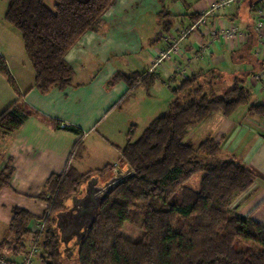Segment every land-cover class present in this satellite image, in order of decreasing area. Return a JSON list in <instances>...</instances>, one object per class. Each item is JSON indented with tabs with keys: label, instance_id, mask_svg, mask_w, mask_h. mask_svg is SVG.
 Wrapping results in <instances>:
<instances>
[{
	"label": "trees",
	"instance_id": "trees-1",
	"mask_svg": "<svg viewBox=\"0 0 264 264\" xmlns=\"http://www.w3.org/2000/svg\"><path fill=\"white\" fill-rule=\"evenodd\" d=\"M120 1L56 0L51 8L45 0H7L5 18L22 33L27 56L35 69V85L42 93L73 84L78 46L94 36ZM164 1L161 0L159 16L163 31L168 32L173 15ZM199 16L195 14L193 21ZM247 33L248 50L242 53V61L250 59L255 41L254 35ZM0 71L19 95V100L0 114V132L13 134L38 113L22 100L16 79L3 58ZM154 72L119 71L111 83L126 81L128 96L140 83L150 88L157 78ZM250 72L233 78L230 88L220 95L215 89L216 80L208 83L209 87L201 81L215 71L188 74L172 88L176 97L169 108L155 117L139 137L131 131L122 155L125 167L131 168L135 175L116 184L101 202L94 222L76 246L77 264H264V223L251 213L241 214L231 208L234 196L246 191L259 174L234 159H199L198 151L212 156L219 152L220 143L212 137L196 146L186 141L192 125L218 111L230 116L240 106L249 104L252 92L246 82ZM249 111L264 114V104H252ZM55 126L83 133L79 127L62 125L59 120ZM81 150L79 141L73 157ZM114 168L106 165L81 172L70 165L63 173L48 178L37 196L49 204L46 215L39 219L46 218V227L42 232L36 230L34 235V239L40 237L37 264H65L54 214L65 209L68 200L80 193L91 174L106 175ZM122 168L119 166L120 171ZM14 170L10 159L0 170V190L10 186ZM199 172H204V176L200 189L196 190L186 181ZM138 208L142 212L143 235L133 240L123 234V228ZM34 217L21 207L12 209L13 238L9 242L16 250L27 247V238L32 234L29 223ZM239 240L245 244L243 249L236 245Z\"/></svg>",
	"mask_w": 264,
	"mask_h": 264
},
{
	"label": "crops",
	"instance_id": "crops-1",
	"mask_svg": "<svg viewBox=\"0 0 264 264\" xmlns=\"http://www.w3.org/2000/svg\"><path fill=\"white\" fill-rule=\"evenodd\" d=\"M142 1L144 3L139 4ZM142 1L121 0L111 14L104 18L94 36L78 46L73 84L66 89L53 87L42 93L36 87L35 69L27 56L21 32L18 34L11 31L6 44L0 46V59L6 60L22 100L38 113L30 116L15 133L0 132L2 165L11 159L15 169L10 186L0 190V254L7 258L22 261L32 246L35 232L43 221L39 219L46 215L49 206L37 196L52 174H61L70 165L80 170L75 165L77 160L83 162L85 157L91 155L94 165L86 172L113 165L115 168L111 171L115 173L120 171L119 166H125L122 148L129 140V128L133 130L136 122L140 121L145 124V129L155 117L165 112H158V105H170L175 98L172 88L179 77H184L179 72L180 66L188 68L191 73L200 70L219 72L226 80L251 71L246 84L255 97L256 103L253 104H264L260 102L264 100V78L257 81L252 76L255 70H264V55L255 54L260 41L255 30L254 9L260 0H235L227 8L207 17L205 24L183 40L181 54L174 60L156 66L155 72L150 69L154 66L156 54L168 48L181 29L191 27L198 20L193 21V16L197 13L201 16L214 0H166L165 4L175 5L174 10L170 6L168 8L173 15L170 17L173 25L168 32L163 31L159 16L163 6L161 0H152L146 4L145 0ZM139 8L144 15L149 11L155 15L157 29L152 37L135 30L140 27L143 32L149 31V23L148 20L144 21L145 18L139 24L133 21L136 18L134 13H138ZM232 23L239 24L245 32L239 44L212 42L211 28L226 27ZM248 31L254 35L255 41L250 50V59L242 61V53L248 50ZM205 45L208 52L200 56L199 51ZM236 65H241V68L235 69ZM146 70L157 75L150 88L140 83L127 96L129 86L126 81L111 83L119 71L133 73ZM17 100L18 93L0 71V114ZM250 105H243L244 110L236 116L238 109L230 116L222 112L228 118H218L209 134L220 143L219 152H241L243 163L259 174L246 191L237 194L238 199L232 203L231 208L234 211L241 210L236 211L241 214L251 213L256 220L264 223V114L251 113ZM57 120L62 125H75L83 133L72 132L63 126L57 128ZM245 120L247 125L243 123ZM99 127L102 128L101 132L90 138ZM191 127L188 139L192 134L197 138L198 130H190ZM248 136L251 144L245 150L243 144ZM79 141H82L81 153L73 157L74 147ZM14 207H21L35 215L29 223L32 234L27 238L25 249L16 250L9 242L13 238L10 222Z\"/></svg>",
	"mask_w": 264,
	"mask_h": 264
},
{
	"label": "rangeland",
	"instance_id": "rangeland-1",
	"mask_svg": "<svg viewBox=\"0 0 264 264\" xmlns=\"http://www.w3.org/2000/svg\"><path fill=\"white\" fill-rule=\"evenodd\" d=\"M45 1H46L47 5L49 7L54 8V4H55L56 0H45ZM151 1L152 0H145V4L148 3V2H151ZM143 3H144L143 1L139 2V4H141V5ZM164 3H166V0L164 1ZM165 5L168 8L170 6V9H172V10L175 9V5L172 4V3L170 5H168V4H165ZM7 7H8L7 0H0V46H3V45L6 44V40H8V36H9V33L11 31L13 32V30H14L15 32H18V34H20V31L18 29H16L14 26H12L5 18ZM134 15L136 16V18L133 19V21L137 22L138 24L141 23V21L144 20V18H145L144 21L146 22L148 20V23H149V31L143 32L142 29H140V27L136 28L135 30L137 32L139 30V32L141 34H143L144 36L147 35V34H149L150 37L154 36L155 33H156V29H157V20L155 19V15H153L150 11L148 12L147 15L146 14L144 15V13H141V8H139V12L138 13L137 12L134 13ZM144 39L146 40V38H144ZM234 68L235 69H240L241 65H236ZM242 74L243 73H239L238 76H241ZM182 79L183 78L179 77L178 81H177V83L175 85H177L178 83L182 82ZM231 79L232 78H228V80H226L225 76H221L219 74V72H215L214 75L209 74V75H206L205 78L202 77L201 81L202 82L205 81L206 87H209L208 83H210L212 80H216L218 82L217 83L218 85L215 87V89H217V91H218L217 93H218V95H220L223 90L230 88L231 84L233 83V79L232 80ZM141 90H143V89H141ZM174 97H176V96H174ZM161 101L163 102L162 98H161ZM260 102L264 103V100H262ZM253 103H256L254 96L251 97L249 104H253ZM158 106H159L158 112L159 111H163V110L166 111L168 109V107H169V103L166 104V105L162 103V104H159ZM244 108H245V106H240L238 108V110L236 111L235 116L240 114L244 110ZM220 117L222 119L228 118L227 116H225L222 113V111H219L217 113H214V115H213V117L211 119H208L206 121L197 123L196 125L192 126L190 130H198V132H199L198 133V137L196 138L195 137L196 135L192 134L193 136L190 139H188V137H187L186 141H188L191 144L196 146V145L200 144L206 138L213 137L209 133H211L212 128H214L216 126L215 124L217 123V120ZM136 123H137L136 127L133 130L135 132V135L138 137L142 133V131H143L144 127H145V124L143 122H140V121L139 122L137 121ZM243 123L245 125H247L246 120L243 121ZM101 130H102L101 127L97 128L95 131L92 132L90 138H93V137L97 136L101 132ZM128 131L129 132H127V133H131L132 129L129 128ZM194 137L196 139H194ZM249 139H250V136H248V138H246L244 140L243 148L245 147V150L251 144V143L249 144V141H250ZM196 155H197V157H199V159H202L204 161H207V160L212 159V158H221V159L229 158V159H234V160L240 161V162L244 161V158H243V155H242L241 152H237L236 154H230L229 152H227L225 150H221L215 156H212V155H208V154H206L204 152H199L198 151V152H196ZM91 156H89V158L85 157L83 162H81L80 160H77L75 165L81 171L86 172V171L90 170L91 166L93 164V161L90 158ZM95 163L99 164V162H95ZM2 164H3L2 163V159L0 157V170L4 169L7 163L5 165H2ZM122 167H123L122 171H127L129 169V167L128 168H126L125 166H122ZM117 172L114 173V171H110L106 175H99V174H96V173L95 174H91L90 178L82 185V189H81L80 193L74 195L73 197H71L70 200H68V205H67V207L65 209H63L61 211H58V212H56L54 214L55 227L58 229V232L60 234L61 241H62L61 249H62L63 259L65 261V264H77L76 263V246L78 245L79 240L84 236L83 231L85 230V228H81L79 231H76V232L70 234L68 237H64V240H63L62 239V230H61L60 226L58 225V220H59L58 214L60 212H63V211L64 212L65 211L71 212L72 210L75 211L74 210L75 202H77V200L79 198L83 197L87 193L88 188H89V186L91 184H94L96 186H100V187L104 188L109 183V181L113 178V176L117 174ZM113 173H114V175H111ZM203 176H204V172H199V173L195 174L193 177H191L189 180H187L186 184L189 187L193 188V189L199 190L200 186H201V179H202ZM241 193H238V194L241 195ZM236 197H237V194L232 199V203L236 202V199H238ZM254 200L255 199L249 200L250 202H248V203H251ZM232 203H231V205H232ZM233 210H234V208H233ZM236 211H241V210H236ZM141 222H142V212H141V209L138 208L137 211H135V212L133 211L132 212L131 221H127L125 223L124 228H123V234L128 236V237H130V238H132L133 240L139 239L143 235V230L141 228ZM44 238H46L45 234H44ZM236 245H237V247L239 249H243L245 247V244L242 241H240V240L237 241ZM4 256L7 257L6 255H4ZM37 263H39L38 258H37Z\"/></svg>",
	"mask_w": 264,
	"mask_h": 264
},
{
	"label": "built area",
	"instance_id": "built-area-1",
	"mask_svg": "<svg viewBox=\"0 0 264 264\" xmlns=\"http://www.w3.org/2000/svg\"><path fill=\"white\" fill-rule=\"evenodd\" d=\"M235 0H214L211 6L205 9L198 20L189 28L181 29V32L178 36L172 41L170 46L159 53L156 54L155 63L153 68L150 71H154L155 67L162 64L164 61L167 60H174V58L181 54V45L183 40L194 30H197L198 27L202 24H205L207 17L214 15L218 10L225 9L228 7L229 4L234 2ZM254 16H255V30L259 37L260 45L257 47L255 52L256 55H264V0H260L257 2V5L254 9ZM245 35L244 30L241 26L237 23H232L226 27H214L210 30V37L212 42H223L228 43L231 45L239 44ZM208 47L205 45L199 51V55L203 56L205 53L208 52ZM179 72L183 76H187L191 72L188 71L186 67H179ZM253 78L257 81H262L264 78V70L262 72H257L252 74ZM46 227V218L39 224L37 230L42 232ZM40 237H36L33 241V245L29 251V253L25 256L24 260L21 262L12 261L4 256H0V264H37L36 263V256L39 252L38 242Z\"/></svg>",
	"mask_w": 264,
	"mask_h": 264
},
{
	"label": "water",
	"instance_id": "water-1",
	"mask_svg": "<svg viewBox=\"0 0 264 264\" xmlns=\"http://www.w3.org/2000/svg\"><path fill=\"white\" fill-rule=\"evenodd\" d=\"M134 175V171L129 168L127 171H118L104 188L91 184L87 193L75 202V211H63L58 214V225L62 230V239L64 240V237H68L81 228H85L83 231L85 234L94 222L100 204L108 193L116 184L130 179Z\"/></svg>",
	"mask_w": 264,
	"mask_h": 264
}]
</instances>
